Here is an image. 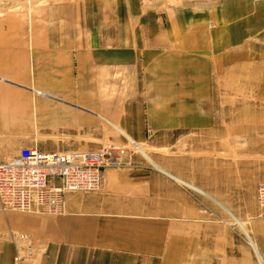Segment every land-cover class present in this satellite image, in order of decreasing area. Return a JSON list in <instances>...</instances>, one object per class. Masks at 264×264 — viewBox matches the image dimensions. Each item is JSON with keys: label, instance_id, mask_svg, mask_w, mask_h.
I'll list each match as a JSON object with an SVG mask.
<instances>
[{"label": "crops", "instance_id": "0c3cea01", "mask_svg": "<svg viewBox=\"0 0 264 264\" xmlns=\"http://www.w3.org/2000/svg\"><path fill=\"white\" fill-rule=\"evenodd\" d=\"M38 1L46 5L30 17L0 20V160L32 146L87 151V136L109 142L101 119L134 142L144 126L156 134L213 130L218 112L237 104L219 99L226 87L236 96L220 78H234L253 58L260 69L255 99L264 105V48L251 53L253 34L264 30V7L255 1L222 0L219 25L213 5L202 1ZM227 119L229 137L241 122ZM127 175L103 170L100 190L68 194L58 215L0 211V264L26 244L18 234L32 249L29 264H237L219 217L203 215L184 196L165 195L151 214L118 212L133 206L118 183ZM246 256L243 264H252Z\"/></svg>", "mask_w": 264, "mask_h": 264}, {"label": "rangeland", "instance_id": "374dc122", "mask_svg": "<svg viewBox=\"0 0 264 264\" xmlns=\"http://www.w3.org/2000/svg\"><path fill=\"white\" fill-rule=\"evenodd\" d=\"M156 1L167 5L177 2ZM201 1L204 8L213 5L212 18L218 25L223 24L220 17V9L224 7L222 0H188V3L198 5ZM251 1L256 2L254 7H264V2ZM137 2L140 7H147L152 0ZM44 5L46 3L37 0H0V20L7 16L17 20L27 12L30 17L34 8ZM261 31L255 32L251 38L256 45L252 46L251 53L257 56L261 45L264 48V30ZM255 60L241 62V69L234 78H220L221 83L230 85L236 91V96L230 97L226 87L218 92L219 99L227 102L235 98L237 104L233 111L218 112V127L213 130L188 128L156 134L144 126V138L134 142L111 122L101 119L107 126L109 142L98 144L89 141L87 136V151L108 144L127 151L121 167L106 169L125 170L129 174L119 179L118 183L121 190L133 198V206L117 208L118 212L151 214L162 209L160 205L165 195L178 202L183 200L180 196H184L188 205H195L203 215L219 217L220 225L230 239L228 253L235 257L237 264H243L247 259L245 253L249 252L252 264H262L264 259V254H259L260 250L264 252V207H259L255 200V187L264 181V105L255 99L254 87L260 76V69L254 68L257 64ZM244 102H247L248 110L242 105ZM226 106L221 105V108ZM249 113L252 119L247 118ZM230 114L237 116L236 124L241 122V126H236V133L228 137L227 115ZM115 133L121 138L110 136ZM228 138L230 141H226ZM125 182L127 185H124ZM212 186H216L215 192L211 190Z\"/></svg>", "mask_w": 264, "mask_h": 264}, {"label": "built area", "instance_id": "2783aa9c", "mask_svg": "<svg viewBox=\"0 0 264 264\" xmlns=\"http://www.w3.org/2000/svg\"><path fill=\"white\" fill-rule=\"evenodd\" d=\"M150 0H139L141 3ZM127 151L111 144L92 151H38L22 148L0 160V211L54 216L63 212L68 194L99 190L102 172L123 165ZM255 200L264 207V181L255 187ZM26 243L14 246L10 264H29L32 249Z\"/></svg>", "mask_w": 264, "mask_h": 264}, {"label": "bare ground", "instance_id": "6f19581e", "mask_svg": "<svg viewBox=\"0 0 264 264\" xmlns=\"http://www.w3.org/2000/svg\"><path fill=\"white\" fill-rule=\"evenodd\" d=\"M70 151H77V150H70ZM78 151H80V150H78ZM92 151V150H91ZM47 152H49V151H47ZM59 152H62V151H59ZM101 180H102V176H101ZM101 186H102V183H101ZM101 186H100V188H101ZM99 188V189H100ZM98 191V190H97ZM96 192V191H95ZM93 193V192H92Z\"/></svg>", "mask_w": 264, "mask_h": 264}]
</instances>
